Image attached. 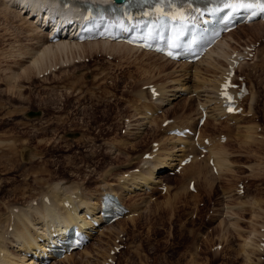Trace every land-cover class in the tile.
Returning a JSON list of instances; mask_svg holds the SVG:
<instances>
[{"label":"rangeland","instance_id":"374dc122","mask_svg":"<svg viewBox=\"0 0 264 264\" xmlns=\"http://www.w3.org/2000/svg\"><path fill=\"white\" fill-rule=\"evenodd\" d=\"M1 4L0 103L5 108L0 105V214L8 215L10 207L27 206L32 199L39 201L42 194L40 190L52 188L54 182L74 184L79 187L76 192L82 189L95 192L98 190L96 187H101L105 182L117 184L121 171L136 170L134 165L138 164L142 153L153 147L152 140L162 136L159 122L164 113L185 120L188 111L190 119L198 118L200 108L197 109V105L201 106L198 104V94L194 93L193 97L183 94L170 104L163 105L165 111L156 117L153 126L132 130L135 129L134 124L145 121L141 120L140 111L144 108L138 96L142 83H164L169 92L177 81H183L185 74L189 75L186 70L180 72L178 64H168L143 51H129L124 56L114 52V57L105 55L111 51L93 53L95 55L87 56L89 60H76L71 64L60 62L57 69L44 75H41L42 72L37 74L35 69H30L31 72L28 70L27 75L19 72L18 64L22 65L26 60L12 55L13 46L20 44L19 47L25 50L27 45L29 47L30 43H34L33 36H30L25 22L14 12L9 13ZM255 24L238 28L232 36L233 40H229L232 48L249 40L261 42L257 58L248 59V65L240 67L253 89L251 96L244 102L246 113L253 109V114L246 116V120L242 119L238 123L240 127L230 120L216 122L211 119L205 130L207 134L215 135L221 131H231L232 137L226 146L234 164V177L221 175L212 179L211 185L202 181V187L208 186L200 187V194L195 196L191 193L198 194V191L188 192L182 174L170 179L173 186L183 183L182 189L171 186L168 193H143L140 190L137 195L124 191V201L137 205V208L132 209L128 217L114 222H118L116 231L123 230L128 235L126 247L115 255L114 264H248L241 250L242 236L264 220L259 218L257 222L253 218L257 209L238 207L250 197L263 202L261 205L264 208V24ZM8 65H13V70ZM14 69L21 74H17L19 78L10 84L12 79L10 81L8 76L12 75ZM219 73L216 77L220 79ZM208 75V78L215 79L212 74ZM145 96L152 100L151 95ZM204 96L201 95V98ZM157 104L155 102L153 106ZM206 105L212 110L211 113L216 112L214 104L208 102ZM30 110L43 113L32 116L29 115ZM127 115L133 118L134 123L130 121V131L122 132L121 123L124 126L123 119ZM250 124L252 128L255 126L253 137L256 140L252 139L254 132L251 128L249 130L252 131L248 130L252 132L251 138L249 143H245L248 138L243 135H249L246 129ZM78 131V136L67 134ZM149 167L148 174L155 167L152 161ZM139 178L141 176L136 177ZM240 179L248 183L244 193L237 190V181ZM45 180L48 182L42 185ZM177 192L178 199L173 205L169 204ZM228 205H234V208L227 209ZM236 222V227L241 228L238 232L241 236L233 229ZM116 231L112 234H101L100 231L94 233L93 239L85 247L91 252V257L77 250L73 260L71 258L53 264H106L104 258L108 256L106 252L109 245L119 236ZM203 237V242L199 244L202 249L198 251L199 245L196 244ZM217 242L222 248L212 249L210 246ZM102 244L107 248L106 255H96L97 248ZM258 254V251L253 254L251 264H259L255 261Z\"/></svg>","mask_w":264,"mask_h":264},{"label":"bare ground","instance_id":"6f19581e","mask_svg":"<svg viewBox=\"0 0 264 264\" xmlns=\"http://www.w3.org/2000/svg\"><path fill=\"white\" fill-rule=\"evenodd\" d=\"M2 1L3 2L1 3L3 4V8L9 11V13L14 12L16 16H18V18L21 19V21L25 22L26 27L30 33V36H33L32 40H34V43H30L31 46L29 47L27 45L26 46L27 49L25 47V50H23L24 48L19 47L20 44H18L19 46H15L16 44L13 46L15 48H13L12 55L17 56L20 60L21 59L26 60V63L24 62L22 64L21 61L22 65L18 64L19 65L18 68L21 70V71L19 70V72L21 73L23 72L24 74L27 75L28 70L30 71V69L32 70L35 69L36 72H38L37 74H40V72H45L47 68L53 67L54 65H58L60 61H62L63 63V61L68 60L71 57L75 59L76 56H83L84 54H85L84 56H86L87 53H88L87 55L91 56L93 53H99V52L106 53L108 51H111L112 53L115 52L116 54L124 56L125 54H128L129 51L137 52L139 50L140 52L143 51L144 53L150 54L151 56L155 55L157 58L159 57L163 61H167L168 64L169 62H174L181 67L179 70L180 72L184 73L186 70L187 73L189 74V75L185 74L183 81L182 80L177 81V83L173 85L172 89L169 90L170 93L168 92V89L165 88V86L167 85H165L164 83L157 82L158 89L161 92V94L155 97V99H153V95L149 93L148 90L142 88L139 89L138 96L140 102L143 104V105L141 104V106H143L144 109L140 106L139 108L145 110V112H142L143 110L140 111L141 112L140 116H142L141 120L142 119L145 120V121L143 120L140 121L139 127L141 129L143 128L141 127L142 125L141 123H150L151 125L155 123L154 121L156 120V116H158L157 110L158 109L160 110V107H163V105L165 104H170V102L175 97L181 96L184 93H187L188 96L191 97H193V95L195 94H198L197 97H199L200 100L198 104H201L202 107L204 106L203 109L206 108V110L208 111V115L202 130L205 129L207 124L210 122L209 120H211V117H213L214 121L217 120L216 122H220L221 120L227 119V120H234L236 121L237 124L241 122L242 119L245 118L246 120L247 118L244 115V113H235V112L233 114L227 113L225 108L221 106L220 101L218 99V91H219L218 88L221 79H219V77L217 78L216 76L219 72L222 73V71L225 69V65L228 62L227 56L232 52L233 49H235V47L237 48V46L232 48V46H230L229 43L230 42L229 40L232 39L234 32H236L238 28L241 27L244 28V26L246 25L252 26L253 24L257 23L260 26L264 24V20L262 21L256 20L251 23L242 24L238 28L231 30V32L227 33L226 36L220 42H218L216 46H214L209 53L201 57V59L198 61L190 62L187 60L185 61L171 60L165 57L161 53L145 50L140 46L138 47L132 46L125 43L124 41L117 42L113 40L111 41L109 39L106 40L93 39L91 41L80 42L76 38L72 39L69 37L59 38L58 41H52L50 39V35H51L50 29L48 28V26H46L47 23L46 18H42V17L47 16L48 14L54 12L56 8L54 4L48 2V0H2ZM100 1H105V0H100ZM24 3L26 4L25 9H23ZM27 5L29 6L27 7L29 8V10L28 9L26 10ZM66 10L67 9H64V11ZM33 13H37L39 15L37 16L36 14ZM40 15H42L41 18ZM14 43L16 42L14 41ZM9 55L12 56L11 54ZM244 62L246 61L242 60L241 63L238 65V68L243 66ZM8 66L9 69H12L13 65L12 66L8 65ZM6 69L4 71H6ZM190 71L191 73H189ZM19 72L15 70L12 73V75L8 76L10 78V81L12 79L10 84H13V81H16L14 79L19 78L16 77V75L19 74ZM183 73H181L180 75L183 76ZM210 73L215 79L213 78L211 79L207 77V75L211 76ZM191 75H193L192 78ZM9 78L7 79L9 80ZM191 82H193V84H190ZM193 87H195V89H193ZM146 94L151 95L152 100H149L145 96ZM201 95H205L204 96L205 98L202 99ZM246 97L248 98L249 96ZM155 102L158 104L155 105L154 107L153 105H151V103L154 104ZM208 102L214 104L213 109H216L215 113H210L212 112V110H209L206 105V103ZM0 105H2V103H0ZM2 106L4 107V105ZM197 106H198L197 109L199 108H200L199 110L202 109L201 106L200 107L199 105ZM185 117L186 120H188L187 123L192 124L193 120L190 119L191 115L188 111L187 114H185ZM198 120L199 117L195 119V121H193L195 127L199 124ZM177 125L183 126L181 123H173L172 127ZM250 126H248V129H246V127L244 129L248 131L249 129L252 128L253 125L251 127ZM238 127H240V125ZM252 132H254V135ZM252 132H249V135H246L247 133L243 135L245 136L244 138L246 137L248 138L247 140L243 139L245 140L244 141L245 143H249L248 140L249 138H251L250 133H252V137L255 136V131L253 130ZM161 133L162 136L159 139H156V141L159 140L158 150L156 152H153V150L149 152L150 154L153 155V157L142 159V162L140 164L141 167H139L138 169L132 172L128 170L130 174L127 176V178L121 177L119 179L120 181L119 185H118L119 181L117 182L116 185H114L113 183L103 184L102 190L97 195L96 194L97 190L95 192H91V191H82L83 190L82 189L79 192H76L78 191L77 189L79 187L75 186L74 184L69 185L64 183L61 184L60 182H54L53 186H51L52 188L49 187V189L47 190L44 189L40 190V193L42 194L39 201L37 199L36 200L32 199V201L29 204H27V206L21 205L19 207H15V206L10 207L8 215H4L3 213L0 214V264H40L39 262L40 258L47 255L48 256L53 255L52 252L51 253L49 252L48 247L59 242L62 239L64 232L71 225L76 223L80 224V227L85 224H89L90 226L92 225L95 226V222L98 220L101 221V223L97 225V227L95 226V228L97 229L98 232L100 231L101 234H105L106 232H110V234H112L113 231H116L117 229L115 228L117 227L118 222L112 223L111 225L105 224L103 223L102 220L103 216L99 213L98 208L101 207L100 203H101L102 194H104L107 191L120 192L118 188L121 189L123 188L121 192L126 191V193L127 192L136 193L139 192L140 190L141 192L142 191L147 192L148 188L151 189L153 188V186L155 187V185L158 183L159 180L158 175L161 174L157 172L161 170V167L173 166V160L175 158H178L180 156V158L182 159L188 156V154L185 153V151L183 150H185L186 145L191 142V138L189 137L185 138L175 134L170 135L162 131ZM205 135L206 134L202 132V134L200 135L201 136L200 141L201 143H203V145L207 147V151H206L207 157H205L203 160L200 161L198 160L197 157H195L184 167L183 172L181 173L182 177L185 179V180L183 179L184 180L183 183L185 184V187L188 189V192L190 193L191 191L189 190V186H190L189 181L192 178L196 179L195 186H196V191H198V194L192 192L191 194L194 196L200 194L199 193L200 187H202V185L200 184L202 183V181H204V183H208L211 185L212 179L218 178L221 175L222 176L228 175L230 177L231 176L234 177L235 175L233 168L234 164L233 161H231L229 149L226 146L227 141L230 140L229 139L230 137H232L231 134L228 136L226 133L227 135L226 141L221 139L220 133L218 137H216V135H210L211 142L206 144L204 141ZM240 136H242V134ZM252 139H255V137H253ZM143 154L144 152L142 153V156ZM211 157L214 158L213 165L210 163ZM151 161L153 162V166L155 165V167L151 169V173H149L151 177H149L148 172L150 171L149 165ZM214 167L217 170V172L214 169ZM254 168H256V166ZM137 176H141V178L136 179ZM46 182L48 181L45 180L44 182H42V185H44ZM183 183L177 184L172 187L174 188L177 186V187H181L182 189V187H184ZM205 186L208 185H203V187ZM96 189L98 188L96 187ZM178 192L176 194L174 193L175 195L173 197V200H171L170 202L168 201L169 204L173 205V203L178 199L179 196ZM242 203H243L242 205H240L241 203H237L240 205L238 206L239 208L246 209L245 206H249L251 207V209L255 211L257 209V211L253 214V218L256 219L257 222L259 218L261 220L264 219V208L261 205V203L263 202H261L256 198L250 199L249 197L248 199L243 200ZM134 205L135 204L132 205L133 208L130 206L131 209L129 210L128 215L131 214L133 212L132 209H135V207L137 206ZM229 207L233 209L234 205L233 206L228 205L227 209ZM227 212L228 211H226L225 213L226 215L228 214ZM254 219H252V221H254ZM236 224L237 222L234 224L233 229L238 233L240 232L241 228L239 226L236 227ZM119 231L116 232L119 233ZM224 231L225 230L223 229V233ZM262 235H264V220L262 223H260L259 226H253L251 231H247V235L242 236L243 242H241V250L243 251L246 258V262L248 264L252 263L253 254L257 252L258 249L261 247L260 239ZM239 236L241 235L239 234ZM115 237L117 236L115 235ZM112 245L111 244L109 245V250L108 252H106L107 248L105 247L104 244H102L99 248H97L98 254L96 253V255H99V253L105 254V252L108 255L110 249L112 248L111 247ZM81 251L85 252L84 254L86 253L89 254L90 257L92 255L91 252L87 250L85 247L84 249L82 248ZM76 252L77 251L74 252L72 251L71 254H66V256L62 258H54L53 263L54 262L61 263L71 258H72L71 260H73L74 256L76 257L75 254ZM56 259L58 260L56 261ZM104 259L106 261L107 257ZM88 262L92 263V261L89 259Z\"/></svg>","mask_w":264,"mask_h":264},{"label":"snow or ice","instance_id":"6c2138e0","mask_svg":"<svg viewBox=\"0 0 264 264\" xmlns=\"http://www.w3.org/2000/svg\"><path fill=\"white\" fill-rule=\"evenodd\" d=\"M224 7L229 9H256L258 8L260 12H264V0H256L255 3L246 2V0H232V2H226ZM257 13L254 11L252 15H256ZM230 77L226 78L224 85H222L221 95L227 99L231 100V97L228 95L227 89L231 87ZM232 110V109H229Z\"/></svg>","mask_w":264,"mask_h":264}]
</instances>
